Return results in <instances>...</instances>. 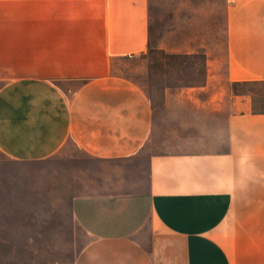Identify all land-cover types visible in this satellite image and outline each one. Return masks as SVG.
Listing matches in <instances>:
<instances>
[{"label":"crops","instance_id":"1","mask_svg":"<svg viewBox=\"0 0 264 264\" xmlns=\"http://www.w3.org/2000/svg\"><path fill=\"white\" fill-rule=\"evenodd\" d=\"M151 1L0 0V154L143 151L154 106L118 71L151 49ZM223 1L225 75L207 59L206 84L190 87L212 91L213 125L196 149L153 154L127 191L72 197L89 237L74 264H264V0Z\"/></svg>","mask_w":264,"mask_h":264},{"label":"rangeland","instance_id":"2","mask_svg":"<svg viewBox=\"0 0 264 264\" xmlns=\"http://www.w3.org/2000/svg\"><path fill=\"white\" fill-rule=\"evenodd\" d=\"M206 3L212 7L203 11ZM150 6L151 49L119 64L118 73L153 103L151 140L130 163L103 161L75 145L42 162L16 163L0 154V264H74L89 237L73 228L72 197L127 191L147 177L153 154L196 149L213 125L202 106L212 91L190 87L206 84L207 59L220 62L219 75H225L224 1L152 0Z\"/></svg>","mask_w":264,"mask_h":264}]
</instances>
